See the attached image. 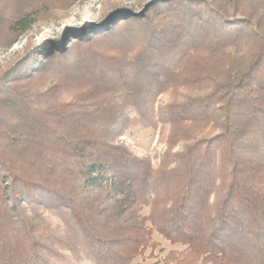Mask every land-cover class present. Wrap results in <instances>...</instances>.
Instances as JSON below:
<instances>
[{"label":"trees","instance_id":"trees-1","mask_svg":"<svg viewBox=\"0 0 264 264\" xmlns=\"http://www.w3.org/2000/svg\"><path fill=\"white\" fill-rule=\"evenodd\" d=\"M81 1L0 0V46ZM142 3L0 68V264H264V0ZM156 112L152 168L118 137Z\"/></svg>","mask_w":264,"mask_h":264},{"label":"rangeland","instance_id":"rangeland-1","mask_svg":"<svg viewBox=\"0 0 264 264\" xmlns=\"http://www.w3.org/2000/svg\"><path fill=\"white\" fill-rule=\"evenodd\" d=\"M113 2L132 4L133 7H137L138 4L143 2L140 7L142 5L145 7L148 0H88L78 2L67 10L56 11L51 18L35 23L14 45L10 47L0 46V68L10 64L16 55L23 53L26 46L32 42L39 41L41 38L47 36L59 37L65 26L80 27L83 24L97 23L101 12L108 6H111ZM63 40V42H67L66 38ZM70 40L73 41L74 39ZM167 99V95L158 97L154 109L157 110L159 103ZM158 115L159 112L156 114L153 122H142L131 125L118 137V140L132 152L149 160L152 168L160 166L164 153L169 150L176 151L179 149V143L171 146V143L167 142L172 128L166 123L165 119L158 117ZM212 199L213 196H211ZM148 211L149 207H145L142 213L147 215ZM51 219L56 224L60 222L56 217H52ZM152 238L157 245L147 248L142 255L135 257L131 264H161V259L167 252L180 248L178 245L169 243L156 231H153ZM81 264L93 263L85 260Z\"/></svg>","mask_w":264,"mask_h":264}]
</instances>
